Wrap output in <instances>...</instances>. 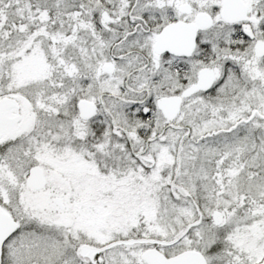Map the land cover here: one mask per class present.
I'll list each match as a JSON object with an SVG mask.
<instances>
[{
  "label": "snow or ice",
  "instance_id": "snow-or-ice-1",
  "mask_svg": "<svg viewBox=\"0 0 264 264\" xmlns=\"http://www.w3.org/2000/svg\"><path fill=\"white\" fill-rule=\"evenodd\" d=\"M0 264H264V0H0Z\"/></svg>",
  "mask_w": 264,
  "mask_h": 264
}]
</instances>
